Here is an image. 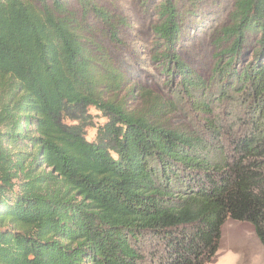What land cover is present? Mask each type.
Listing matches in <instances>:
<instances>
[{"label": "trees", "instance_id": "trees-1", "mask_svg": "<svg viewBox=\"0 0 264 264\" xmlns=\"http://www.w3.org/2000/svg\"><path fill=\"white\" fill-rule=\"evenodd\" d=\"M204 1L161 0L153 33L183 99L210 116L215 94L175 52L179 8ZM75 3L0 0V264H209L227 221L248 224L264 251V0H235L218 32L231 44L213 102L234 97L252 116L237 138L127 110L122 74L86 24L95 16L116 41L124 20ZM248 40L253 60L238 67ZM89 107L105 118L92 141Z\"/></svg>", "mask_w": 264, "mask_h": 264}, {"label": "rangeland", "instance_id": "rangeland-1", "mask_svg": "<svg viewBox=\"0 0 264 264\" xmlns=\"http://www.w3.org/2000/svg\"><path fill=\"white\" fill-rule=\"evenodd\" d=\"M93 1L98 8L124 20L123 25H114L118 27L116 41L109 37L106 27L95 16L89 15L85 21L122 74L124 89L118 94L117 101L122 102L127 110L171 130L207 136L210 134L207 127L213 123L219 132H232L237 138L243 123L252 116L243 111L239 100L234 97L214 103L219 85L222 88L224 85L221 83L224 79L220 81L221 77L217 78L216 68L228 61L229 56L221 53L231 44L218 32L231 23L235 0H206L194 9L179 8L182 28L175 48L176 56L200 77L206 86V95L209 92L215 94L214 102H207L212 111L210 116L194 111L191 104L183 99L177 89L181 80L179 75L172 74L170 65L159 57L162 45L153 33V26L158 22L156 9L161 0ZM69 2L72 8H77L75 0ZM255 51L253 41L248 40L236 65L241 67L251 62ZM83 118L85 138L92 141L96 127L102 125L105 118L92 107L87 108ZM221 142H226L224 137ZM217 255L216 261L209 264H264L263 248L246 223L227 221L224 224Z\"/></svg>", "mask_w": 264, "mask_h": 264}]
</instances>
